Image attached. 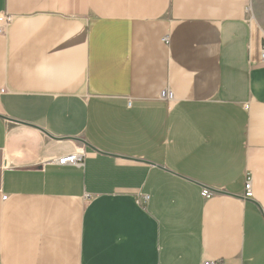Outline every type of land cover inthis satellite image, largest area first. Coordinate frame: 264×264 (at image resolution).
I'll return each instance as SVG.
<instances>
[{
  "label": "crops",
  "instance_id": "0c3cea01",
  "mask_svg": "<svg viewBox=\"0 0 264 264\" xmlns=\"http://www.w3.org/2000/svg\"><path fill=\"white\" fill-rule=\"evenodd\" d=\"M0 16V264H264V0Z\"/></svg>",
  "mask_w": 264,
  "mask_h": 264
},
{
  "label": "built area",
  "instance_id": "2783aa9c",
  "mask_svg": "<svg viewBox=\"0 0 264 264\" xmlns=\"http://www.w3.org/2000/svg\"><path fill=\"white\" fill-rule=\"evenodd\" d=\"M11 21V18L9 17H2L0 16V33H2V29L6 27ZM163 99L166 101H172L173 96L171 93H165L162 96ZM84 152L82 149H79L75 151L74 153L68 154L66 156H63L62 158H58L56 161H54V164L58 167H79L83 165L84 161ZM245 198H253V190H252V182L251 179H247L245 183ZM201 196L205 199H209L211 196H213V192H211L208 189H203L201 192ZM203 264H216L214 262H204Z\"/></svg>",
  "mask_w": 264,
  "mask_h": 264
}]
</instances>
